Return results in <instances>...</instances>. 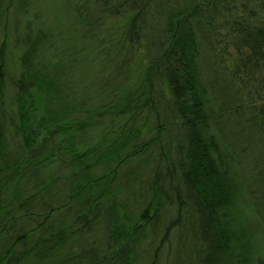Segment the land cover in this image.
I'll return each mask as SVG.
<instances>
[{
    "label": "trees",
    "instance_id": "trees-1",
    "mask_svg": "<svg viewBox=\"0 0 264 264\" xmlns=\"http://www.w3.org/2000/svg\"><path fill=\"white\" fill-rule=\"evenodd\" d=\"M94 2L102 14L114 17L121 13L127 15L124 27L128 48L119 51L117 47L113 49L112 45V50L117 59L124 58L133 62L129 71L136 81L128 92L124 91V87L112 92L109 107L118 125L111 131L113 143L109 141L110 144L106 145V140H100L80 151L76 147L67 149L74 151L70 164H80L75 170L70 169L71 172L66 176L71 181L68 201L84 196L82 202H88L84 213L78 212V217L84 219L83 224L88 223V216L93 214L91 211L94 206L103 203L108 194L109 186L104 180L111 174L114 177L122 165L132 162L138 165L140 162L136 158L143 155L148 144L155 143L158 139L136 141L140 131L139 127L134 126L135 118L152 105L153 83L156 78L167 89L175 114L179 118V128L184 132V139L175 144L172 156L162 157V164L154 162L152 173L134 169L128 178L126 192L133 196L134 189L140 185L142 199L145 201V209L138 213V219L149 223L153 216L161 214L163 210L175 209L177 205V219L166 226L158 242L163 243L169 231L182 224L188 211L203 217L205 225L208 226L207 241L215 256L212 264H251L250 256L255 257L259 263V251L256 249L253 252L246 241L251 229L254 230L253 227L248 225L249 231L245 226H238L232 213L236 197V178L239 175L232 165L233 153L222 147L223 132L218 124L231 113L237 116L238 109L243 112V109L248 108L247 104L243 105L245 100L238 96L242 94L253 102L255 99L259 102L258 108L255 105L252 107L258 117L253 115L247 122L252 127L261 129L264 134V0ZM213 43L223 44L222 54L229 55V49L236 53L237 67L233 73H226V76L220 68L219 73L215 68V75H211L210 66L214 67L218 61L216 55L211 53ZM4 44L2 41L0 47V96L4 91L2 78L6 71ZM140 49L142 50L139 52ZM40 71L33 70L30 58H23L19 68L21 80L18 84V87L21 84V92L27 90L22 81L31 76L36 78ZM224 86L229 90L232 104L219 98L218 92ZM52 100L53 98L50 101ZM235 100L238 103L233 106ZM24 106L25 103L22 105L23 109ZM3 119L1 114L0 264L66 262L68 256L76 252L77 247L73 246L72 250H64L62 247L65 240L76 231L66 232L74 223L62 214L69 202L58 206L57 210L48 208L41 211L47 205L44 199L46 196L49 199L52 196L53 199L52 190L60 181L54 175L52 177L51 173L55 171H50L48 166L50 162L48 164L47 161H52L53 154L48 152L41 157L39 150H31L32 143H29L22 149L15 148L18 154L10 157L4 152L11 147L3 142ZM167 126L168 124L159 123L156 128L159 132ZM20 127L18 125L21 139L30 142L32 138L28 128L26 137L23 136V129L27 126ZM74 139L75 136L72 135L70 140ZM150 158L147 155L146 161ZM172 159L175 164L171 163ZM31 165L33 170L30 169ZM94 165H105L103 171L95 177L89 173ZM162 166L167 172L164 176L161 173ZM46 167L49 170L44 172ZM49 176L51 181L48 180ZM51 184L53 188L50 187ZM98 186L99 189L95 190ZM47 191H50L48 195ZM132 200L134 199L128 200V204ZM53 214L55 217L52 218ZM107 215L104 221L110 223L107 226V236L112 252V247L119 243L118 227L113 226L119 220L115 214L108 212ZM254 228L256 231L255 225ZM133 237V233L125 234L127 240ZM148 264H156V255L152 256Z\"/></svg>",
    "mask_w": 264,
    "mask_h": 264
},
{
    "label": "rangeland",
    "instance_id": "rangeland-1",
    "mask_svg": "<svg viewBox=\"0 0 264 264\" xmlns=\"http://www.w3.org/2000/svg\"><path fill=\"white\" fill-rule=\"evenodd\" d=\"M126 16L125 13L115 17L102 14L94 0H0V47L3 41L6 70L2 78L4 91L0 96V115L4 116L5 122L3 142L11 147L4 152L13 157L18 154L15 148L22 149L32 143L31 150H39L41 157L48 152L53 154L52 161H47L50 162L48 166L50 171H55L51 173L52 177L60 181L54 185L55 192L52 190L53 199L52 196L44 199L47 205L41 211L57 210L58 206L69 202L62 214L74 223L66 232L76 231L62 247L68 250L77 246L76 252L59 264H148L154 255L156 264H212L215 256L207 241L208 226L203 217L187 211L182 224L170 230L160 243L158 240L166 226L177 219V205L175 209L163 210L146 223L138 219V213L145 209L141 186L134 189L133 196L125 190L134 169L152 173L154 162L162 164V157L172 156L175 144L184 139L167 89L156 78L153 106L142 110V114L135 118L134 126L140 131L136 141L146 142L151 138H158V141L148 144L143 155L136 158L140 162L138 165L133 162L122 165L114 177L111 174L104 180L109 186L108 194L103 203L94 206L88 223L83 224L84 219L78 217V212L84 213L88 206V202H82L84 196L68 201L71 181L66 176L80 164H70L74 151L67 149L76 147L80 151L100 140H106V145L113 143L111 131L118 125L109 107L112 92L122 87L127 91L136 81L129 71L133 62L117 59L112 50V45L119 51L128 48L124 27ZM221 46L223 44L213 43L211 53L218 61L214 67L210 66L211 75H215L216 68L217 72L221 69L227 76L226 73H233L237 67L236 53L229 49V55L222 54ZM24 57L31 59L33 70L41 71L36 78L31 76L22 81L27 90L21 92L19 68ZM218 94L220 100L232 104L227 87L220 88ZM238 96L245 100L243 105L247 104L248 108L243 112L238 109L237 116L231 113L218 126L223 132L222 147L233 153L232 165L239 175L232 213L238 226L249 230L248 225H251L254 229L246 241L253 252L259 251L260 262L250 256L251 264H264V206H261L264 204V134L248 123L253 115L258 117L252 107L258 108L260 104L257 99L253 102L242 94ZM237 103L235 100L233 106ZM159 123L168 126L158 132ZM18 125L20 128L27 126L23 129V136L26 137L28 128L30 142L21 139ZM72 135L74 140H70ZM147 155L151 156L148 161ZM171 163L175 164L174 159ZM104 168L105 165H94L89 173L95 177ZM30 169H34L33 165ZM49 169L46 167L44 172ZM161 173L162 176L167 174L164 166ZM48 180L51 181L50 176ZM94 189L98 190L99 186ZM49 193L47 191V195ZM131 199L134 200L128 204ZM108 212L117 215L119 220L113 225L118 227L119 243L112 247V252L107 236L110 223L104 221ZM127 233H133L135 237L127 240ZM103 259L105 262L101 263Z\"/></svg>",
    "mask_w": 264,
    "mask_h": 264
}]
</instances>
